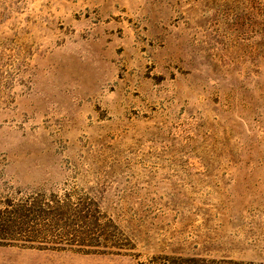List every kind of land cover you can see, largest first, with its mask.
<instances>
[{
    "label": "rangeland",
    "instance_id": "374dc122",
    "mask_svg": "<svg viewBox=\"0 0 264 264\" xmlns=\"http://www.w3.org/2000/svg\"><path fill=\"white\" fill-rule=\"evenodd\" d=\"M0 264H264V0H0Z\"/></svg>",
    "mask_w": 264,
    "mask_h": 264
}]
</instances>
